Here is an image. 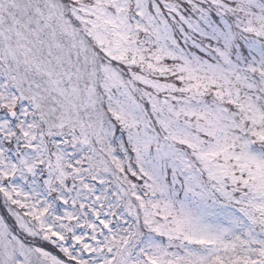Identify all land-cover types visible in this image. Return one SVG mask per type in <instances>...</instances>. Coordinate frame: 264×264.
<instances>
[{"label": "snow or ice", "instance_id": "obj_1", "mask_svg": "<svg viewBox=\"0 0 264 264\" xmlns=\"http://www.w3.org/2000/svg\"><path fill=\"white\" fill-rule=\"evenodd\" d=\"M0 264H264V0H0Z\"/></svg>", "mask_w": 264, "mask_h": 264}]
</instances>
